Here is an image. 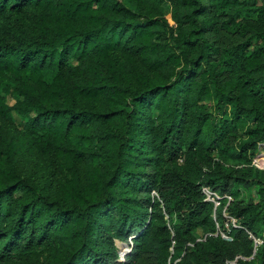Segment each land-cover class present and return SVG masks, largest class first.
I'll list each match as a JSON object with an SVG mask.
<instances>
[{
	"label": "trees",
	"instance_id": "16d2710c",
	"mask_svg": "<svg viewBox=\"0 0 264 264\" xmlns=\"http://www.w3.org/2000/svg\"><path fill=\"white\" fill-rule=\"evenodd\" d=\"M263 141L264 0H0V264L249 255ZM205 184L233 196L232 240Z\"/></svg>",
	"mask_w": 264,
	"mask_h": 264
},
{
	"label": "built area",
	"instance_id": "2783aa9c",
	"mask_svg": "<svg viewBox=\"0 0 264 264\" xmlns=\"http://www.w3.org/2000/svg\"><path fill=\"white\" fill-rule=\"evenodd\" d=\"M251 164L257 168H260V169L264 168V141L259 144L258 150L256 151V153L252 159ZM202 190L205 194V199L213 202V205H214L213 215H214L216 223H217V231L215 233L216 234L219 233L224 238H226L228 240H232L233 235L231 234V226H236V227L242 226L239 219L235 215H233L228 208L230 201H232V199H233V196L229 193L221 194V193H219V191H217L216 189H214L211 186L206 185V184L202 186ZM224 198H227V201L223 205V208H222V213H223V216L225 217V221H224V224L221 225L217 219L216 211H217V208L222 204V200ZM247 231H248L249 236L253 240L252 253L249 255L237 254L234 258L228 259L226 262L227 264H236L240 258H242V259L253 258L256 255V253L258 252L259 247L262 244H264V237L262 235H259V234L255 233L249 229H247ZM132 237L133 236L130 235L128 238V241H119V242H122V244H124V246L119 245V242H118V247H119V249H118L119 257L118 258L121 262L125 261L126 254L129 251H131V249H132V246H133V238Z\"/></svg>",
	"mask_w": 264,
	"mask_h": 264
},
{
	"label": "rangeland",
	"instance_id": "374dc122",
	"mask_svg": "<svg viewBox=\"0 0 264 264\" xmlns=\"http://www.w3.org/2000/svg\"><path fill=\"white\" fill-rule=\"evenodd\" d=\"M18 122L20 123L21 118L18 117ZM44 156V155H43ZM50 159L46 156L42 157L41 155H38L36 153H32L27 155L26 157L22 158L20 161V166L21 168H23L26 171V174H29L31 172V170H35L37 169L38 175L43 174L44 172V167L43 166H50ZM250 191H253V188L250 189ZM153 194L157 195V191H153ZM198 235H202V230L199 229L198 230ZM120 240L117 241V244ZM121 246H124V244H119Z\"/></svg>",
	"mask_w": 264,
	"mask_h": 264
}]
</instances>
